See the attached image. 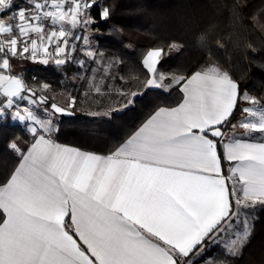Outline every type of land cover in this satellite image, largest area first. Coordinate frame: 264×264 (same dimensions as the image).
<instances>
[{"label": "crops", "instance_id": "obj_1", "mask_svg": "<svg viewBox=\"0 0 264 264\" xmlns=\"http://www.w3.org/2000/svg\"><path fill=\"white\" fill-rule=\"evenodd\" d=\"M73 2L88 11V0L56 4L54 25H65ZM9 6L10 0H0L1 46L14 43L9 15L3 14ZM79 24L62 26L71 45L75 37L72 52L87 50ZM37 36L55 40L47 30ZM161 56L153 48L144 57L147 87L163 86L154 73ZM13 61H6L0 87L13 75ZM181 88L178 105L158 108L108 154L56 140L57 125L51 133L39 131L0 186V261L180 264L212 224L231 229L233 195L264 198V107L244 93L241 117L225 128L221 123L238 97L229 75L210 67L194 72Z\"/></svg>", "mask_w": 264, "mask_h": 264}, {"label": "trees", "instance_id": "obj_2", "mask_svg": "<svg viewBox=\"0 0 264 264\" xmlns=\"http://www.w3.org/2000/svg\"><path fill=\"white\" fill-rule=\"evenodd\" d=\"M34 1L10 0L3 14L32 7ZM88 2L96 40L92 57L77 48L64 63L42 64L23 54L14 58L11 69L48 101L47 106L56 103L74 113L58 115L56 140L111 153L158 108L178 105L184 80L210 67L229 75L238 87L233 111L221 126L238 122L244 93L264 107V0ZM153 48L162 50L157 66L162 87H147L150 72L144 57ZM23 95L27 94L20 96L23 103L33 98ZM35 136L24 123L0 124V186L9 180ZM217 145L226 165L221 141ZM238 194L241 199L233 195L231 211L238 221L235 227L219 238L214 236L217 226L183 262L193 258L194 264H206L210 257L208 264H264V198L249 200ZM4 220L0 208V225ZM246 228L251 235L242 247L240 234L236 247L225 243ZM228 248L239 251L232 255Z\"/></svg>", "mask_w": 264, "mask_h": 264}, {"label": "built area", "instance_id": "obj_3", "mask_svg": "<svg viewBox=\"0 0 264 264\" xmlns=\"http://www.w3.org/2000/svg\"><path fill=\"white\" fill-rule=\"evenodd\" d=\"M69 2L70 0H35L32 7L10 12L9 28L13 33L14 43L10 46L0 45V76L5 73V63L9 58L20 57L23 54L31 61L42 64L64 63L71 58V40L68 29L56 26L52 22L55 5L69 4ZM44 30L54 34L55 40L52 42L40 40L37 36L38 32ZM19 95L9 98L0 92V101L2 100L0 102V124L3 122L24 123L29 134L37 135L40 130L29 119L25 110V107L35 108L36 102L27 98L23 103Z\"/></svg>", "mask_w": 264, "mask_h": 264}, {"label": "rangeland", "instance_id": "obj_4", "mask_svg": "<svg viewBox=\"0 0 264 264\" xmlns=\"http://www.w3.org/2000/svg\"><path fill=\"white\" fill-rule=\"evenodd\" d=\"M84 6L81 4L77 3V2H73L72 6H71V14L69 18L64 19L66 23H64L65 25L62 26H74L75 24H79L78 26L82 25L84 30H85V37H84V43H87V50L86 53L89 56H93L94 55V51H95V47H92L93 49H90L91 45L95 44L96 45V40L94 38V34L92 32L91 26H86V22H88L89 20H92L90 18V14L88 11H84ZM90 18V19H89ZM67 24V25H66ZM75 40V37L73 38ZM72 39V40H73ZM74 40L72 41L73 44L71 45L70 49L72 48V46H75L76 42H74ZM91 44V45H90ZM94 46V45H93ZM100 55V53H99ZM100 60V58H98V61ZM156 76H160V73L158 70H156L155 72ZM21 96V94L19 95ZM24 98H27V95H23ZM31 99V98H28ZM32 100H35L34 98H32ZM25 110L27 112V115L29 117V119L33 122L34 125H36L38 127V129L45 132V133H51L53 131V128L56 125V119L58 117V115L47 105H35V108H28L25 107ZM97 113V112H96ZM96 113H90V114H96ZM100 113V112H99ZM31 136L35 135V134H30ZM237 215V214H236ZM232 227L234 228L236 223H238V221L233 220L232 222ZM226 226L225 224H223L215 233V237H221L220 233H224V231H226ZM243 236L242 233H238V235H236L234 238L229 239L228 242L226 241L225 243L231 246L236 247L235 245H232V241L233 240H240L241 236ZM184 264H194L195 261L193 258H189L186 259L185 262H183Z\"/></svg>", "mask_w": 264, "mask_h": 264}, {"label": "water", "instance_id": "obj_5", "mask_svg": "<svg viewBox=\"0 0 264 264\" xmlns=\"http://www.w3.org/2000/svg\"><path fill=\"white\" fill-rule=\"evenodd\" d=\"M0 92L9 98H13L18 94L25 93L33 97L40 105H46L48 103V101L41 94H38L35 89L26 86L21 76L15 74L11 75L9 79L1 85ZM50 108L57 115L74 116V113L71 110L59 104L52 103Z\"/></svg>", "mask_w": 264, "mask_h": 264}, {"label": "snow or ice", "instance_id": "obj_6", "mask_svg": "<svg viewBox=\"0 0 264 264\" xmlns=\"http://www.w3.org/2000/svg\"><path fill=\"white\" fill-rule=\"evenodd\" d=\"M218 223H219V221H217L216 224H212L211 227L208 229V232L205 233L204 237H201L199 240L196 241V243H197V244L203 243L204 238H205L208 234H210V233H211V232L217 227ZM250 235H251V229L246 228V230H245L244 233H243V239L240 241V245H241V247H242L243 244L248 240V237H249ZM236 243H237L236 240H233V241H232V245H235ZM193 248H195V245H193ZM209 250H210V249H208V251H209ZM201 251H203V249H202ZM238 251H239V249H236L235 251H233L232 248H228V249H227V252L230 253V254H232V255L237 254ZM209 260H211L210 257H209V259L207 260L206 264H208V261H209ZM0 264H3V262L0 261Z\"/></svg>", "mask_w": 264, "mask_h": 264}]
</instances>
